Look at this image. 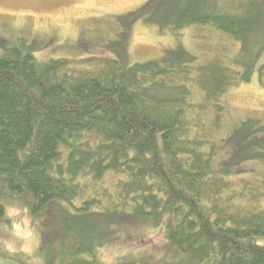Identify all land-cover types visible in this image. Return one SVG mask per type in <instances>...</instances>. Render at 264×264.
I'll use <instances>...</instances> for the list:
<instances>
[{"label": "trees", "instance_id": "16d2710c", "mask_svg": "<svg viewBox=\"0 0 264 264\" xmlns=\"http://www.w3.org/2000/svg\"><path fill=\"white\" fill-rule=\"evenodd\" d=\"M137 23L190 31L199 50L131 63ZM108 24L97 40L115 55L93 70L0 39V228L19 206L33 257L104 264L129 214L162 227L173 255L115 264H264V116L233 117L226 98L255 76L264 89V0H148ZM17 257L0 242V262Z\"/></svg>", "mask_w": 264, "mask_h": 264}, {"label": "rangeland", "instance_id": "374dc122", "mask_svg": "<svg viewBox=\"0 0 264 264\" xmlns=\"http://www.w3.org/2000/svg\"><path fill=\"white\" fill-rule=\"evenodd\" d=\"M147 1L0 0V39H25L34 47L40 62L65 59L74 61L73 68L93 70L102 60L112 59L115 55L97 40L100 37L103 41L109 39L106 34L108 21L138 10ZM191 33L186 32L181 38L163 36L156 29L137 23L127 40L131 63L159 59L166 51L180 46L197 51L199 48ZM228 44L233 49L239 47L233 42ZM226 98L233 117L247 113L264 116V89L258 85L256 76L250 83L232 88ZM7 215L13 226L12 229L0 228V242L10 255L23 257L19 258L20 261L17 257L16 262L1 261L0 264H44L40 257H33L40 244V234L32 228L29 214L19 206H10L7 207ZM119 227L117 237L98 252L97 257L104 264H115L119 258L133 254L153 256L159 260L173 255L162 227L153 229L143 221L129 217V214L123 215Z\"/></svg>", "mask_w": 264, "mask_h": 264}]
</instances>
